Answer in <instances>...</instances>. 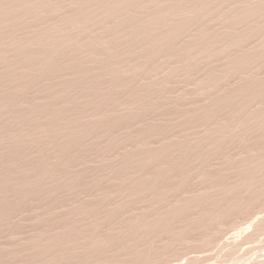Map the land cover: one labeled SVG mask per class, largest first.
Listing matches in <instances>:
<instances>
[{
  "label": "rangeland",
  "instance_id": "374dc122",
  "mask_svg": "<svg viewBox=\"0 0 264 264\" xmlns=\"http://www.w3.org/2000/svg\"><path fill=\"white\" fill-rule=\"evenodd\" d=\"M0 264H264V0H0Z\"/></svg>",
  "mask_w": 264,
  "mask_h": 264
}]
</instances>
